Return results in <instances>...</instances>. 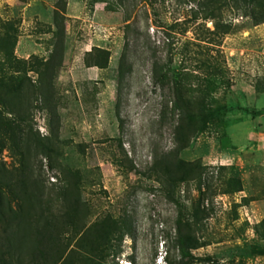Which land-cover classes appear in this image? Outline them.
Wrapping results in <instances>:
<instances>
[{
  "label": "rangeland",
  "instance_id": "1",
  "mask_svg": "<svg viewBox=\"0 0 264 264\" xmlns=\"http://www.w3.org/2000/svg\"><path fill=\"white\" fill-rule=\"evenodd\" d=\"M197 3L0 0V19L19 24L15 55L55 65L49 97L32 111L34 129L54 148L55 167L43 159L47 185L57 183V174L72 176L91 222L131 223L118 254L79 247L64 264H81V257L159 264L177 219H193L197 206L193 236L200 246L187 264H264V23L242 15L245 0H227L223 17L233 29L217 37L208 30L211 20L194 17ZM101 50L109 53L107 66H90ZM199 58L221 66L224 80L210 93L227 108L175 156L177 116L170 105L162 115L173 85L154 80L153 61L187 73L183 83L195 88L206 73ZM0 159L9 169L18 166L7 147ZM156 160L164 161L163 170L154 168ZM232 175L242 190L224 193ZM180 176L186 180L173 181ZM201 177L209 186L204 199Z\"/></svg>",
  "mask_w": 264,
  "mask_h": 264
},
{
  "label": "trees",
  "instance_id": "2",
  "mask_svg": "<svg viewBox=\"0 0 264 264\" xmlns=\"http://www.w3.org/2000/svg\"><path fill=\"white\" fill-rule=\"evenodd\" d=\"M226 2L198 0L194 10L195 18L213 22V29L208 30L217 37L233 29L231 22L224 21ZM245 3L242 15L249 16L254 25L264 23V0H245ZM18 25L14 20L0 19V152L7 147L18 160V166L9 169L0 159V264H64L70 256L75 260L72 255L79 254V247L85 246L92 254L101 248L118 254L125 234L131 231V223L122 224L123 217L91 222L88 202L83 198L78 180L72 176L57 174V183L47 185L43 159L47 160L48 167L54 168V148L49 144L50 137L34 129L32 111L47 101L56 74L55 65L50 59L35 55L28 59L15 55ZM91 52L89 55H93ZM108 59V51L103 50L87 62L103 68ZM198 61L197 66L206 73L203 78L199 77L195 88L183 83L187 73L175 74L167 65L153 61L154 80L163 87L173 85L174 97L164 104L162 115L170 105L177 116L175 156L227 108L226 104H215L210 93L212 87L224 80L221 66L209 58ZM30 71L37 74L35 81ZM190 91L197 94L189 95ZM163 165V160H156L154 168L163 170ZM205 178L198 181L202 199L205 186L209 189ZM183 180L185 176L173 178L174 182ZM225 183L224 193L242 190L236 175L227 178ZM198 204L201 205L200 200ZM197 210L198 206L191 220L178 218L174 235L164 239L166 249L161 258L166 264H187L192 257L191 250L200 246L193 236ZM89 260L94 264L93 260H83V257L80 263L88 264Z\"/></svg>",
  "mask_w": 264,
  "mask_h": 264
},
{
  "label": "clouds",
  "instance_id": "3",
  "mask_svg": "<svg viewBox=\"0 0 264 264\" xmlns=\"http://www.w3.org/2000/svg\"><path fill=\"white\" fill-rule=\"evenodd\" d=\"M164 262H165V260L162 259V258H160V260H159V264H164Z\"/></svg>",
  "mask_w": 264,
  "mask_h": 264
}]
</instances>
